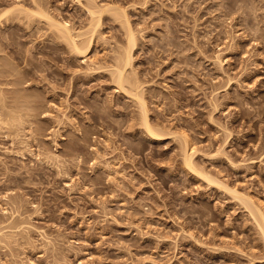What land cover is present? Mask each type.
I'll return each instance as SVG.
<instances>
[{
  "label": "rangeland",
  "instance_id": "374dc122",
  "mask_svg": "<svg viewBox=\"0 0 264 264\" xmlns=\"http://www.w3.org/2000/svg\"><path fill=\"white\" fill-rule=\"evenodd\" d=\"M109 6L160 140L114 76L122 22L85 56L45 19L81 42ZM1 91L31 115L0 127V264H264V0H0ZM185 139L241 197L185 168Z\"/></svg>",
  "mask_w": 264,
  "mask_h": 264
},
{
  "label": "bare ground",
  "instance_id": "6f19581e",
  "mask_svg": "<svg viewBox=\"0 0 264 264\" xmlns=\"http://www.w3.org/2000/svg\"><path fill=\"white\" fill-rule=\"evenodd\" d=\"M109 7H111V6H109ZM109 7L108 8L103 7V9H101L99 7H97V8L96 7H94V8L91 7L92 9L90 7L88 8V13H90V15H91V17L93 19V20H91L90 27H91V29L92 28L93 29L90 30V34H91L90 35L91 37L89 36L90 39L89 40H87L88 38L87 39H83L84 43H83V41H81L82 38L80 40L82 43L79 42L80 37L81 36L82 37L85 36V35L83 36V34H84L83 32L82 33L80 32V34H78L79 32L75 33V32L72 31L73 29L72 30L70 29V26L64 24L62 21L59 22V21L55 20V18L49 16L48 13H47V15H46V12L44 13L46 15V17H45L44 14L43 15H44L45 19L46 18L49 19L48 22H52L51 26L58 31V33L61 35V37L64 39V41L66 43H69L68 46L70 45V48H72L75 51V53H77L79 55H85V56H87V53L90 51V49L92 47L93 38H96V37H94V35L95 34L97 35L96 32L98 31V28L100 29V27H101V18H102L101 16H103V13L108 12V11L112 12L113 15L118 20H120V22H122V24L125 26V28H127V39H128L129 44L131 45V47L128 44L129 45L128 46L129 49L126 47L127 49L123 50V52H120L119 57H118V61L116 62V64L118 63L117 64V68L118 69H117L116 72L114 71V73H115L114 76H116V73L118 74L117 79L115 78L117 80V82H118V86H119L118 88L122 89L125 92L127 91L130 95L134 94V97L138 98V102H139V104L141 106V111H142L143 126H145L144 128L146 129L145 131L147 133V136L149 135L148 137L151 140H152V138H154V140H158L159 138H162V137H161L160 134H158L156 129L153 128V126L150 123V120L148 119L149 118L148 117V109H147V106H146V103H145V99H143L144 97H142L143 95H142L141 91L138 92L139 91L138 90L139 87L137 85L138 82H137V80H135V82H134V80H133L134 78L132 76H131V78H132L133 81H131V79L128 78L129 75L126 76V70H128L127 67H129V66L131 67L132 63H133V55H132V51L133 50H132V47H133V45L135 46V44L137 42L136 41L137 40L136 33H135L134 29L129 24V20H128L127 14L125 13V10L117 9L114 6H113L114 9H112V7L111 8H109ZM115 8L117 10H115ZM19 9H22L23 13L25 12V14L30 13V10H28L29 12L26 13V11H25L26 9H24L23 7L17 8V10H19ZM10 10L11 9H9V12H10ZM22 11L20 10V12H22ZM9 12L6 11L5 14L7 15ZM34 12L35 11H31L32 14L30 13L29 16L31 17L33 14H34V16H36L39 13L38 11H36L35 13ZM5 14H3V15H5ZM3 15L1 17H3ZM38 15L43 16L40 13ZM32 18H33V16H32ZM91 31H92V33H91ZM74 33L76 35H74ZM61 37H59V38H61ZM220 63H221V61H220ZM127 86L130 87V89L135 90L133 92V94H131L129 92V90H128L129 88L127 89ZM17 93L19 94V92H17ZM4 97L5 96H3V98ZM3 98H2V91H1L0 92V104L2 103L1 105L3 107L0 105V107L2 108V109H0V127H1V130L6 131V134H7V136L9 138H14V137L17 136V133H18V130L20 129L21 123L25 122L23 120H25L26 118H28L29 115H31L30 112H27V110L29 111L30 109L27 108V106L25 104L22 107L20 106L21 105L20 103L22 102V101H20V102L18 101L20 99V97L18 98V100L16 99L17 100L16 102L14 101L15 103H5L6 101ZM17 102H19V103H17ZM16 103L19 104V105H17ZM22 105H23V103H22ZM17 126H19V127H17ZM17 128H19V129H17ZM183 144H184L183 147L185 149L183 151V153H184L183 154V156H184L183 157V160H184L183 161L184 162L183 165H185V168L187 167L186 169H188L189 172L192 171V173H196V176L199 175V177H202V178L204 177L205 180L209 181L211 184H216L219 187H224L226 190H228L230 193L234 194L235 196L239 195L238 197H241L239 192H238V189L228 186L225 182H223V181H221L219 179L213 178V177L209 176L207 173L204 174L197 167H195L196 165L194 164L195 163L194 162V156L196 154V151H192V152L188 151V150H190V148H189V144H188L187 139L184 140ZM51 158L52 157L50 156V159ZM56 159H58V157L55 158V160ZM245 199L249 203V205H250L249 207L252 209V211L255 214V216H257L258 222H259L258 224H259V226H260V228L262 230L263 236H264V210H263V208L260 207V206H257V204L254 202V200L252 198L248 197V198H245ZM12 227H16V226L11 225V227H8V228L12 229ZM3 234H2V236H3ZM4 236H5V239H3V238L2 239L4 241L7 239L6 241H8L9 238L11 239L12 234L4 235ZM10 239H9V241H10Z\"/></svg>",
  "mask_w": 264,
  "mask_h": 264
}]
</instances>
